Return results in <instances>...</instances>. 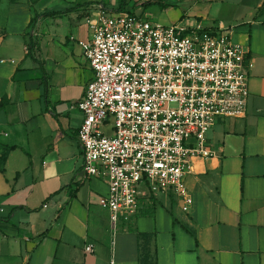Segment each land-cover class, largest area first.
<instances>
[{"label":"crops","instance_id":"crops-1","mask_svg":"<svg viewBox=\"0 0 264 264\" xmlns=\"http://www.w3.org/2000/svg\"><path fill=\"white\" fill-rule=\"evenodd\" d=\"M120 3L1 2L0 264H139V232L155 233L157 264H264V0H126L154 23L227 32L248 49L250 95L245 116L207 133L215 155L192 159L189 207L143 192L112 240L108 183L82 173L78 102L94 72L79 40L99 6Z\"/></svg>","mask_w":264,"mask_h":264},{"label":"built area","instance_id":"built-area-1","mask_svg":"<svg viewBox=\"0 0 264 264\" xmlns=\"http://www.w3.org/2000/svg\"><path fill=\"white\" fill-rule=\"evenodd\" d=\"M87 23L91 37L79 44L94 76L78 102V140L82 173L108 183L99 203L109 211L113 240L144 210L143 189L173 193L189 207L192 159L215 155L206 135L219 118L245 116L251 65L248 49L225 31L163 25L103 6Z\"/></svg>","mask_w":264,"mask_h":264},{"label":"trees","instance_id":"trees-1","mask_svg":"<svg viewBox=\"0 0 264 264\" xmlns=\"http://www.w3.org/2000/svg\"><path fill=\"white\" fill-rule=\"evenodd\" d=\"M2 0H0L1 6ZM118 12L126 10V0H121ZM153 197V194H151ZM155 233H138L139 264H157Z\"/></svg>","mask_w":264,"mask_h":264},{"label":"rangeland","instance_id":"rangeland-1","mask_svg":"<svg viewBox=\"0 0 264 264\" xmlns=\"http://www.w3.org/2000/svg\"><path fill=\"white\" fill-rule=\"evenodd\" d=\"M112 124H114V122H112ZM108 132H109V134H110V132L112 133V130H109ZM106 134H108V133H106ZM142 192H148V191H147V189H143Z\"/></svg>","mask_w":264,"mask_h":264}]
</instances>
